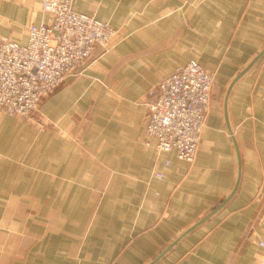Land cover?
I'll return each instance as SVG.
<instances>
[{
    "label": "crops",
    "instance_id": "crops-1",
    "mask_svg": "<svg viewBox=\"0 0 264 264\" xmlns=\"http://www.w3.org/2000/svg\"><path fill=\"white\" fill-rule=\"evenodd\" d=\"M42 1L0 0V38L27 42ZM74 6L117 35L31 117L1 116L0 264H147L226 201L239 156L234 195L154 264H264V54L227 97L264 48V0ZM191 59L214 84L188 161L159 151L146 122L162 78Z\"/></svg>",
    "mask_w": 264,
    "mask_h": 264
},
{
    "label": "built area",
    "instance_id": "built-area-1",
    "mask_svg": "<svg viewBox=\"0 0 264 264\" xmlns=\"http://www.w3.org/2000/svg\"><path fill=\"white\" fill-rule=\"evenodd\" d=\"M76 0H43L46 18L31 23L27 42L0 38V118L31 117L64 80L80 71L97 48H111L117 28L79 11ZM214 74L191 59L165 75L148 103L146 128L159 151L193 161L207 124ZM162 177V172H157ZM264 245V242H260Z\"/></svg>",
    "mask_w": 264,
    "mask_h": 264
},
{
    "label": "water",
    "instance_id": "water-1",
    "mask_svg": "<svg viewBox=\"0 0 264 264\" xmlns=\"http://www.w3.org/2000/svg\"><path fill=\"white\" fill-rule=\"evenodd\" d=\"M264 54V48L257 54V56L241 71L238 73V75L233 79V81L231 82L228 90H227V97L230 94V91L234 85V83L238 80L239 77H241L246 71L249 70V68ZM227 109V108H226ZM227 111V110H226ZM239 151V149H238ZM240 155V152H239ZM241 177H242V161H241V157L239 156V170H238V179L236 181V184L232 190V192L230 193V195L228 196V198L226 199V201H228L233 195L234 193L237 191L239 185H240V181H241ZM226 201L221 204L219 206V208L221 206H223ZM218 208V209H219ZM217 208L215 210H212L210 213H208L206 216H204L203 218H201L200 220H198L196 223H194L192 226H190L189 228H187L182 234H180V236H178L175 240H173L169 246L163 251L161 252L158 256H156L153 260L149 261L147 264H154L156 261H158L170 248H172L185 234H187L189 231L193 230L195 227H197L200 223H202L207 217H209L211 214H213L216 210H218Z\"/></svg>",
    "mask_w": 264,
    "mask_h": 264
},
{
    "label": "rangeland",
    "instance_id": "rangeland-1",
    "mask_svg": "<svg viewBox=\"0 0 264 264\" xmlns=\"http://www.w3.org/2000/svg\"><path fill=\"white\" fill-rule=\"evenodd\" d=\"M40 105H41V103H40Z\"/></svg>",
    "mask_w": 264,
    "mask_h": 264
},
{
    "label": "bare ground",
    "instance_id": "bare-ground-1",
    "mask_svg": "<svg viewBox=\"0 0 264 264\" xmlns=\"http://www.w3.org/2000/svg\"><path fill=\"white\" fill-rule=\"evenodd\" d=\"M12 39V38H11Z\"/></svg>",
    "mask_w": 264,
    "mask_h": 264
}]
</instances>
